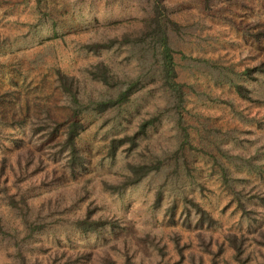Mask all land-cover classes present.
Here are the masks:
<instances>
[{"label": "rangeland", "instance_id": "374dc122", "mask_svg": "<svg viewBox=\"0 0 264 264\" xmlns=\"http://www.w3.org/2000/svg\"><path fill=\"white\" fill-rule=\"evenodd\" d=\"M158 1L0 0V264L79 250L80 264L104 254L114 264H264V205L249 196L264 193V0ZM163 7L179 120L145 25ZM99 59L116 75L107 83L93 78ZM134 78L128 100L92 108ZM73 117L86 161L69 168ZM125 133L135 143L109 156V139ZM149 158L157 167L120 183L125 161ZM21 194L19 210L9 200ZM86 208L116 225L80 230ZM22 216L40 226L28 230ZM227 232L244 234L239 255Z\"/></svg>", "mask_w": 264, "mask_h": 264}, {"label": "trees", "instance_id": "16d2710c", "mask_svg": "<svg viewBox=\"0 0 264 264\" xmlns=\"http://www.w3.org/2000/svg\"><path fill=\"white\" fill-rule=\"evenodd\" d=\"M153 3L157 6H160L161 3L158 0H153ZM164 8V7H163ZM156 8V13L149 18V21L145 24L146 27H150L151 30L156 31L157 39H158V48L160 53V84L166 86L173 94L175 100V107L178 113V120L180 117L179 108L182 106L184 91L182 89V84L175 78L176 72L173 65V59L171 55L170 46L167 41V34L165 31L164 20L165 16V8L163 9ZM264 35V30L262 31ZM125 37V36H124ZM56 77L59 81V85L63 90L68 92L72 98H75L74 92L76 85L74 83L73 78L70 75H65L63 72H60L57 68L55 69ZM92 75L93 78L102 83H107L110 78H115L116 75L112 69L102 61L101 59L97 60L92 66ZM139 79H128L124 81V83L117 87V91L114 94L109 95L108 97L99 98L95 100V105L92 108L96 110H103L113 104H121L129 99L130 94L133 92L132 87L136 85ZM81 126V121L79 118H71L69 122L66 124L64 132H63V143L67 145L69 154L67 158V166L69 168L75 166H83L86 161V156L79 150L75 143V137L78 134V129ZM183 134L186 135V132L183 130ZM128 138V139H126ZM185 138V137H184ZM129 140L132 144L135 143L134 134L129 136L125 133L119 136H112L108 141V155L113 156L115 154L116 148L119 144H122L123 141ZM159 160L156 159H134L125 161L126 172H123L121 176L120 183H131L138 180L142 177L149 169L157 167ZM249 196H254L258 200L259 203L264 205V193L261 191H254L249 194ZM24 196L21 194L16 199L13 196H10L11 205H17L18 201L23 202ZM22 208V207H21ZM19 208V210L21 209ZM22 213L24 210L21 211ZM91 209L86 208L84 215L75 217L74 224L82 231L85 229L97 230L99 226H103L104 223L109 225L110 227L116 225V219L111 218L105 215H97L94 217H90ZM200 213L203 215L205 211L200 209ZM22 223L28 230L32 228L39 227L40 224H33L27 217H21ZM228 244L231 249L234 251L235 255H239L243 247V233H235V232H227L225 234ZM258 236L261 239L257 242L264 243V226L258 230ZM83 255V250L72 252L70 251L67 255L63 257H59L54 259L52 263L51 261L46 262V264H80L78 256ZM101 264H114V260L108 255L104 254L102 257ZM126 264H132L129 260L126 259Z\"/></svg>", "mask_w": 264, "mask_h": 264}]
</instances>
